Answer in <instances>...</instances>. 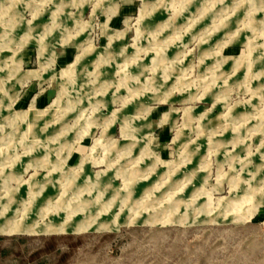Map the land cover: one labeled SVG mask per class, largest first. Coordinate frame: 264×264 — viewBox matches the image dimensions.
Instances as JSON below:
<instances>
[{"label":"rangeland","instance_id":"1","mask_svg":"<svg viewBox=\"0 0 264 264\" xmlns=\"http://www.w3.org/2000/svg\"><path fill=\"white\" fill-rule=\"evenodd\" d=\"M0 264H264V0H0Z\"/></svg>","mask_w":264,"mask_h":264},{"label":"crops","instance_id":"2","mask_svg":"<svg viewBox=\"0 0 264 264\" xmlns=\"http://www.w3.org/2000/svg\"><path fill=\"white\" fill-rule=\"evenodd\" d=\"M84 152V146H79V148L75 151V154H74V159H78L80 158L81 154Z\"/></svg>","mask_w":264,"mask_h":264}]
</instances>
